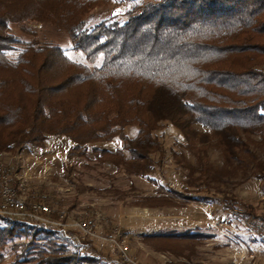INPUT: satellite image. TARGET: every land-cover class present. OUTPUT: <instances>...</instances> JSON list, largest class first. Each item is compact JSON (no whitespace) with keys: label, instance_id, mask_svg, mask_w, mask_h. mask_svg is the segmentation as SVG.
<instances>
[{"label":"trees","instance_id":"1","mask_svg":"<svg viewBox=\"0 0 264 264\" xmlns=\"http://www.w3.org/2000/svg\"><path fill=\"white\" fill-rule=\"evenodd\" d=\"M110 5L124 10L94 22V12ZM31 23L64 32L86 64L39 41ZM12 26L32 36L21 49ZM162 123L178 129L189 146L214 141L230 166L251 159L264 177L251 140L243 141H264V0H0V153L65 137L72 143L68 156L81 157L89 146L117 138L123 146L115 151L92 148L96 160L144 177L164 160L156 135ZM129 127L137 128L133 138ZM170 193L143 205L212 201ZM223 209L240 214L264 240V217L252 206L225 197ZM141 236L182 259L171 264H192L196 246L211 238L199 231ZM72 240L0 217V264L7 250L14 255L8 264H108Z\"/></svg>","mask_w":264,"mask_h":264},{"label":"rangeland","instance_id":"2","mask_svg":"<svg viewBox=\"0 0 264 264\" xmlns=\"http://www.w3.org/2000/svg\"><path fill=\"white\" fill-rule=\"evenodd\" d=\"M124 8L110 5L94 12V22ZM37 39L61 47L73 61L85 63L82 53L73 50L68 36L50 25L31 23ZM24 47L32 36L12 26ZM17 51L9 53L15 59ZM98 63L97 65H99ZM195 130L205 128L194 125ZM133 138L136 127L126 129ZM156 135L164 149V160L147 176L126 174L109 164L96 160L92 148L115 151L122 148L120 139L89 146L86 156L69 157L72 143L65 137H52L42 148L23 146L9 153H0V175L7 174L12 186L29 202L43 203L52 209L53 221L69 228L70 236L81 241L73 243L83 253L102 254L108 264H118L121 255L114 244L105 241L108 234L120 231L129 246V257L140 264H171L182 261L166 252H158L142 239V234H169L194 231L210 235V239L195 248L192 264H264V240L249 230L240 214L223 209L225 197L252 206L264 217V177L255 162L247 165H228L214 141L198 139L190 145L181 132L169 123H162ZM257 161L264 165V141L260 136L243 137ZM241 156L244 155L241 153ZM158 163V156L154 157ZM194 169L189 175L188 167ZM175 190L189 197H207L212 201L199 203L175 198L176 206L149 207L143 205L152 197L168 195ZM96 223L97 236H86L74 230L83 220ZM71 228V229H70ZM5 264L14 255L6 251Z\"/></svg>","mask_w":264,"mask_h":264},{"label":"built area","instance_id":"3","mask_svg":"<svg viewBox=\"0 0 264 264\" xmlns=\"http://www.w3.org/2000/svg\"><path fill=\"white\" fill-rule=\"evenodd\" d=\"M51 214L53 215V211L50 207L39 202H29L25 195L14 189L7 174L0 175V217L63 233L67 238L76 239L75 241L81 244L77 237L70 236L69 228L64 223L53 221ZM73 228L83 233V238L97 236L96 223L93 220L79 221ZM105 241L114 244L119 250L121 259L118 264H140L136 259L129 257V246L120 231L108 234Z\"/></svg>","mask_w":264,"mask_h":264}]
</instances>
